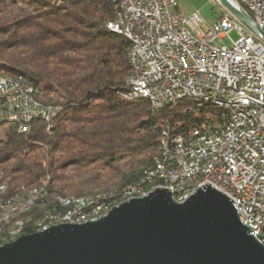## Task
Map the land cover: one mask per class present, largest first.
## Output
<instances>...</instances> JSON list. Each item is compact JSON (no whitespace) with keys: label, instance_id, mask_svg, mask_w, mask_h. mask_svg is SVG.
<instances>
[{"label":"trees","instance_id":"trees-1","mask_svg":"<svg viewBox=\"0 0 264 264\" xmlns=\"http://www.w3.org/2000/svg\"><path fill=\"white\" fill-rule=\"evenodd\" d=\"M0 12V74L22 75L39 100L61 107L52 127L35 119L27 132L0 118V183L9 181V194L47 184L51 194L23 216L22 235L58 195L119 194L138 183L165 140L224 112L191 98L153 110L129 94L131 41L108 28L114 0H0Z\"/></svg>","mask_w":264,"mask_h":264},{"label":"built area","instance_id":"built-area-1","mask_svg":"<svg viewBox=\"0 0 264 264\" xmlns=\"http://www.w3.org/2000/svg\"><path fill=\"white\" fill-rule=\"evenodd\" d=\"M232 1L252 13L264 32V0ZM204 23L199 12L183 14L178 0H130L127 19L108 22V26L130 30L137 38L135 57L139 75L133 84L154 94L159 106L175 103L182 95L215 99L218 104H221V97L251 103V110L236 112V117L228 118L226 129H218V121H212V127H216L214 141L197 134L199 126H194L174 137V142L165 140L155 159H162L160 170L178 174L181 169L189 171L192 159L205 154L209 148L220 146L223 139L242 136V143L232 148L230 160L206 172L203 187L210 184L227 194L241 222L264 244V40L227 9L214 23H206V29ZM232 32L237 33V39L231 36ZM217 38H230L232 45L219 46ZM0 96L2 102H6L4 118H18L20 132H27L32 126L29 112L47 114L52 127L57 111L61 110L57 104L40 101L34 86L25 77L0 74ZM252 116L260 117L259 127L253 131L241 129L240 135L231 134L235 121H249ZM191 136H198L195 148L178 149V141ZM151 174L148 169L138 182L151 179ZM183 187H191V182L177 183L174 198L186 200L199 190L183 194ZM12 195L3 199V205ZM96 206L99 204L87 212ZM70 221H76V216Z\"/></svg>","mask_w":264,"mask_h":264},{"label":"water","instance_id":"water-1","mask_svg":"<svg viewBox=\"0 0 264 264\" xmlns=\"http://www.w3.org/2000/svg\"><path fill=\"white\" fill-rule=\"evenodd\" d=\"M218 1L264 40L251 14ZM0 264H264V244L207 184L182 203L158 188L98 220L23 234L0 245Z\"/></svg>","mask_w":264,"mask_h":264},{"label":"bare ground","instance_id":"bare-ground-1","mask_svg":"<svg viewBox=\"0 0 264 264\" xmlns=\"http://www.w3.org/2000/svg\"><path fill=\"white\" fill-rule=\"evenodd\" d=\"M114 1L117 2L118 12L114 20L110 21V23L125 21L128 16L130 0ZM108 28L126 36L131 41L129 60L133 72L127 79L129 94L147 99L153 110L160 109L161 106L158 105L154 94L146 93L144 88L135 87L133 84L137 82L139 75L138 60L135 57L137 38L130 30L117 26H108ZM183 98L194 99L199 106L211 103L221 107L224 112L221 118L216 119L218 121V129H226L228 127V118L236 117V112L251 110V103H245L242 99L221 97V104H218V102H215V99H199L198 97H190L189 95H182L178 100ZM5 111L6 102H2L0 106V118L8 124H13L18 127V118H4ZM58 113L59 111H57ZM36 118H45L47 121H51V117H47V114H40L38 112L28 113L29 122H32ZM259 124V116H252L249 121H235L234 125L231 126V134L240 135L241 129L253 131L256 127H259ZM197 134H204L206 135L207 141H214L216 138V127H212L211 122L203 130L197 128ZM174 137L167 140V142H174ZM197 143L198 136H191L185 141H178V149H194ZM238 143H242V136H229V139H223L220 146L209 148L205 154H199L192 159L189 163V171L188 169H181L178 174H174L172 171L160 170L162 159H155L154 165L150 168V172H152L151 179L138 182L132 187L130 185L119 194L101 191L80 196L58 195L54 197L50 204L51 207L45 214L34 222V228L36 231H41L60 223L82 224L88 221H95L106 216L112 208L120 206L123 202L132 198L145 197L158 188L167 189L176 202L182 203L189 198L186 200L184 198H174L177 183H182L186 180L191 182V187H183V194H192V189L202 188L206 172L212 171L213 166L218 163L229 161L232 148H236ZM191 172H194V174H191ZM8 184V180L0 183V230L3 226H6L4 234L0 236V245L9 243L21 236L26 223L23 216L37 205L46 206L49 203L51 195L48 191L47 184L36 187H23L14 192L11 198L7 199L3 205V199L10 195L8 192ZM98 204L99 206L94 207L90 213L87 212V209ZM75 216L76 221H70Z\"/></svg>","mask_w":264,"mask_h":264},{"label":"rangeland","instance_id":"rangeland-1","mask_svg":"<svg viewBox=\"0 0 264 264\" xmlns=\"http://www.w3.org/2000/svg\"><path fill=\"white\" fill-rule=\"evenodd\" d=\"M178 1H179L180 10H181V12L183 14L191 15V14H193L195 12H199V14L202 16V18L208 24L214 23L219 18V16L223 13V10L226 9L221 4V2L218 1V0H178ZM3 17H4V15L0 12V19L3 18ZM206 23H204V26H203L204 29H206V26H207ZM231 36L234 39H237V37H238L236 32H232ZM216 44L219 45V46L220 45H224V44H226L228 46H231L232 45V41H231L230 38H225V39L217 38ZM18 77H23V76L22 75H18ZM215 107H218V106H215ZM36 119H42V120H44V122L45 121L48 122L45 118H36ZM50 122H48V123H50ZM8 186H9V184H8ZM34 187H36V186H34ZM8 190H9V187H8ZM95 193H98V192L95 191ZM92 194H94V193H92Z\"/></svg>","mask_w":264,"mask_h":264},{"label":"crops","instance_id":"crops-1","mask_svg":"<svg viewBox=\"0 0 264 264\" xmlns=\"http://www.w3.org/2000/svg\"><path fill=\"white\" fill-rule=\"evenodd\" d=\"M179 9H180V6H179Z\"/></svg>","mask_w":264,"mask_h":264}]
</instances>
